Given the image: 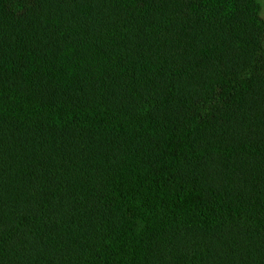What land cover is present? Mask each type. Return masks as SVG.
I'll use <instances>...</instances> for the list:
<instances>
[{
  "label": "trees",
  "instance_id": "1",
  "mask_svg": "<svg viewBox=\"0 0 264 264\" xmlns=\"http://www.w3.org/2000/svg\"><path fill=\"white\" fill-rule=\"evenodd\" d=\"M0 264H264L258 0H0Z\"/></svg>",
  "mask_w": 264,
  "mask_h": 264
},
{
  "label": "rangeland",
  "instance_id": "2",
  "mask_svg": "<svg viewBox=\"0 0 264 264\" xmlns=\"http://www.w3.org/2000/svg\"><path fill=\"white\" fill-rule=\"evenodd\" d=\"M261 6V15L264 18V0H258Z\"/></svg>",
  "mask_w": 264,
  "mask_h": 264
}]
</instances>
